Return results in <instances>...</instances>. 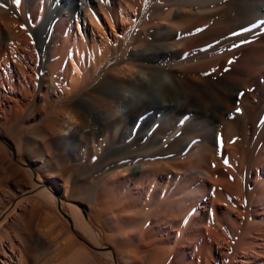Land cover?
Listing matches in <instances>:
<instances>
[{"label":"bare ground","instance_id":"bare-ground-1","mask_svg":"<svg viewBox=\"0 0 264 264\" xmlns=\"http://www.w3.org/2000/svg\"><path fill=\"white\" fill-rule=\"evenodd\" d=\"M0 135V264H264V0H0Z\"/></svg>","mask_w":264,"mask_h":264},{"label":"rangeland","instance_id":"rangeland-1","mask_svg":"<svg viewBox=\"0 0 264 264\" xmlns=\"http://www.w3.org/2000/svg\"><path fill=\"white\" fill-rule=\"evenodd\" d=\"M95 121H96V119H95ZM24 132H26V130H24V131H22V134L24 133ZM20 135V134H19ZM19 135H16V136H14V137H12V138H10L8 141H6L5 143H6V145L8 146V149H9V151H10V154H11V156H12V154H13V159L15 160V161H17V162H15L14 161V164L13 165H10L9 163H8V161L7 160H5V159H0V189H1V187H2V189H4V190H0V195H1V197H3V200H4V202H6V201H8L9 200V197L11 196L10 194H12V192L14 191V193L15 194H17V193H19L20 194V189H22L21 187H20V185L22 186V187H24V186H27V185H30V183H31V181L29 180V177H28V175H27V171H28V169L27 168H29V165L31 164V165H40L41 164V161H42V159L41 160H39V158L38 157H35L34 155L32 156V154H31V156H30V152H27V151H22L21 153H19V155L17 154V151H16V139L18 138V136ZM2 136L0 135V139L2 140ZM14 142V143H13ZM33 147V146H32ZM32 147H30L31 149H33ZM51 148H52V151H55L54 153H52V154H50L51 156H50V159H52L53 157V159H52V164L54 163V165L52 166V167H49L48 169L49 170H46L44 173H46L47 172V174H44L47 178L48 177H51V174H50V172L52 173V175H54L56 172H60L61 174H63V179H65V178H67L68 176H71V174H73V172H74V170L76 169V166H75V163L73 162V161H70V164H68L69 163V161L67 160L68 158H67V156H68V152L64 149V148H62V147H60V146H58V145H56V143L55 144H51ZM53 149H55V150H53ZM63 149V150H62ZM29 151V150H28ZM43 151L45 152V153H47V151H46V149H45V147L43 148ZM25 153V154H24ZM27 153V154H26ZM23 154H24V156H23ZM53 156V157H52ZM35 159H34V158ZM45 158H47V156H45ZM59 158V159H58ZM61 158H63V159H61ZM20 159V160H19ZM56 159L58 160V161H56ZM36 160V161H35ZM54 160H55V162H54ZM60 161H61V163H60ZM67 161V162H66ZM7 162V163H6ZM22 162V163H21ZM66 162V163H65ZM9 164V165H8ZM69 165V167L67 166V165ZM23 165V166H22ZM65 165V166H64ZM10 166V167H9ZM13 166H15L16 168H13ZM18 166V167H17ZM9 167V168H8ZM57 167V168H56ZM1 168H2V170H1ZM47 168V167H46ZM64 168V169H63ZM67 168V169H66ZM18 169V170H17ZM21 169V170H20ZM23 169V170H22ZM51 169V170H50ZM60 169V171H58ZM15 170H16V173H15ZM8 171V172H7ZM9 171H10V173L12 174V175H15V177H11V175H8V174H10L9 173ZM12 171H14V172H12ZM2 172H4V174L2 173ZM17 172H18V174H17ZM20 172H22V175L20 176ZM65 173V174H64ZM17 174V175H16ZM50 176H49V175ZM4 175H5V177H4ZM7 175V176H6ZM66 176V177H65ZM1 177H2V179H1ZM6 177H11L10 179H8V178H6ZM18 177V183H14V182H17L16 181V178ZM25 178V180L24 181H26V182H23V180L22 179H24ZM28 178V179H27ZM14 179H15V181H14ZM50 179V178H49ZM80 182L81 181H83V179L82 178H77ZM2 180L4 181V180H6L7 182L6 183H8V184H11V185H7L6 186V184H4L5 182H2ZM11 182H10V181ZM20 180V181H19ZM28 181H29V184H24V183H28ZM19 182H23V184H20ZM13 183V184H12ZM3 184V185H2ZM4 186H6V187H4ZM16 186H18V188L16 187ZM7 187H9V188H11V189H13V191L11 192H9V190L8 191H6L7 190ZM15 189V190H14ZM19 189V190H18ZM4 191H6V194L9 196H7L6 194H5V192ZM18 194V195H19ZM5 195V196H4ZM12 197V196H11ZM10 197V198H11ZM0 203H1V201H0ZM63 206H64V209H63V214H65V216H67L66 214H68V213H70V209H69V206L65 203V204H63ZM21 210H23L22 211V213H24V208H21ZM83 210V212H84V214L85 215H88V212L86 211V210H84V209H82ZM30 213H32V214H29V212ZM18 212H21L20 211V209H18L17 210V213ZM25 212H27L28 213V215L26 216V222H28V228H30L29 226H31V224L30 223H32L33 225H34V227H33V225L31 226V228L32 229H34L35 227H37L38 226V229H39V226H40V229H43V227H44V225H45V221H44V218H43V215L42 214H44L43 212H36L35 210H33V209H31L29 206L25 209ZM35 212V213H34ZM16 213V214H17ZM21 213V214H22ZM20 214V213H19ZM36 214V215H35ZM42 215V216H41ZM29 216H31L32 218H30ZM33 216H35V217H33ZM29 217V218H28ZM43 218V221H42V218ZM34 218H36V220L34 221L33 219ZM37 218H38V220H40L39 222H38V220H37ZM29 219V220H28ZM31 219L33 220V221H31ZM36 221H37V223H36ZM17 223H20L19 221H16V225H17ZM39 223H40V225H39ZM44 223V224H43ZM22 224V223H21ZM21 224H19L20 225V227H21V229H20V227H19V225H17L18 227H16V225L14 224V227H16L17 229H20L21 231H23V234H24V231L26 230V229H24L25 228V224H23V225H21ZM36 224H37V226H36ZM30 228V229H31ZM24 229V230H23ZM36 229V228H35ZM29 229H27L26 231H25V234L26 233H28L29 231H28ZM28 231V232H27ZM84 235H82L81 234V238L83 237ZM84 238V237H83ZM82 238V239H83ZM28 244H27V246H29V247H27V251H26V256H27V261H28V264H56L55 263V261H58L57 262V264H64L65 263V261H67V262H69L70 264L71 263H74V264H80V261H75V260H72V258H70L71 257V252H70V250H69V253H67L68 252V250L65 248V249H63V247L61 246V245H58V247H57V245L55 244V243H53L51 246H54V247H50V244L49 243H44L43 242V246H42V244L41 245H38L39 247H37V245H34V244H31V243H29V242H27ZM55 244V245H54ZM31 245V246H30ZM48 245H49V247H48ZM47 246V247H46ZM44 248V249H43ZM51 248V249H50ZM57 249V250H56ZM63 250H64V252H63ZM67 250V251H66ZM59 251H60V253H59ZM66 252V253H65ZM66 254V255H64V254ZM70 255L69 256V258H68V255ZM62 256H66L67 257V259L68 260H66V258L65 259H63V257ZM58 260H57V259ZM87 259V258H86ZM86 259H83V261H82V263L81 264H86L87 262H89L90 260L92 261V262H89V263H87V264H112L111 262H107L106 261V259H104V258H101V257H90V260L89 261H85ZM62 260L64 261V262H62ZM62 262V263H61ZM118 261L116 260V259H114V263H117ZM69 263H66V264H69Z\"/></svg>","mask_w":264,"mask_h":264},{"label":"snow or ice","instance_id":"snow-or-ice-1","mask_svg":"<svg viewBox=\"0 0 264 264\" xmlns=\"http://www.w3.org/2000/svg\"><path fill=\"white\" fill-rule=\"evenodd\" d=\"M17 2H19V0H17Z\"/></svg>","mask_w":264,"mask_h":264}]
</instances>
